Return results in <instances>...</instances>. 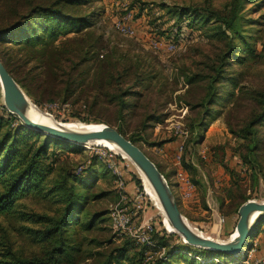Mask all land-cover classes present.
<instances>
[{"label":"rangeland","instance_id":"rangeland-1","mask_svg":"<svg viewBox=\"0 0 264 264\" xmlns=\"http://www.w3.org/2000/svg\"><path fill=\"white\" fill-rule=\"evenodd\" d=\"M228 1L91 0L77 10L85 14L91 8H98L100 15L92 26L79 33L62 34L54 41V45L61 49L56 56L62 64L67 63L66 51L71 50L74 55L86 50L95 53L80 67L83 70L81 88L73 92L61 90L66 86L60 83L59 76L53 78V82H47L44 89H36L33 98L27 95L38 115L56 124H106L105 121L113 119L112 108L104 103L90 106L96 93L93 83L98 68L109 70L112 65L134 67L138 63L140 71L148 76L144 84L151 87L148 90L137 87L140 92L133 98L124 125L127 135L135 133L142 137L138 144L168 176L186 220L204 236L219 240L233 237L240 193L248 195L249 199L264 200V125L260 128L263 145L258 152L260 165L255 169L257 181L247 170V165L239 164L240 147L231 131L240 127L252 106L241 91L264 90V0L245 1L243 39L237 44L241 59L239 62L229 59L231 65L227 67V74L233 79L225 82L220 99L211 106V113L203 118L195 106L203 94V83L198 80L187 83L185 78L199 72L203 61L214 58L223 50V44L209 35L218 15L225 13ZM181 8L188 10L189 15L210 16V20L208 23L197 20L201 29L192 31L186 25L188 20L178 24L172 18L173 11ZM126 13H130L127 22L134 29L119 24L118 18ZM183 30L188 31V38L179 42L178 33ZM152 40L160 41L161 45ZM166 42L172 43L168 50ZM2 49L0 44V51ZM40 74L45 75L42 70ZM65 96L68 100L64 103ZM155 107L159 119L142 125L145 111H152ZM194 118L198 124L195 135L197 132L201 135L192 157L195 167L192 170L182 167L181 156L186 140L192 136L190 122ZM17 125H23L18 117L13 127ZM77 146L74 149L73 146L62 148L52 144L42 160L44 166L52 169L44 181L46 189L41 195L32 192L18 200L22 203L18 206L20 209L51 215L58 204L52 195H44L61 174L74 173L89 181L85 188L79 184L86 201L78 213L77 223L69 228L76 247L73 264H90L97 253L123 247L127 249L122 263L134 264V257L138 258L142 245L154 248L146 253L145 260L165 256L168 247L159 244L154 238L155 233L167 238L169 247L187 245L176 232L164 227V212L146 193L138 170L128 157L95 143ZM179 171L184 180L180 179ZM90 221L91 226L86 228L85 223ZM21 225L19 218L12 214L0 215V240L12 245L22 255L41 254L42 246L33 240L32 235L25 233ZM254 243L257 244V240ZM191 247L195 254L179 250L173 263L195 264L187 257L201 263L209 260L199 256L201 248ZM253 249L233 262L215 258L214 263L252 264L264 258L263 241Z\"/></svg>","mask_w":264,"mask_h":264},{"label":"trees","instance_id":"trees-1","mask_svg":"<svg viewBox=\"0 0 264 264\" xmlns=\"http://www.w3.org/2000/svg\"><path fill=\"white\" fill-rule=\"evenodd\" d=\"M245 1H228L225 13L218 15L216 23L210 28L209 35L216 37L217 41L223 44V50L216 53L214 58L208 57L203 61V67L199 72L185 77L187 83L195 80L203 83V94L195 104L199 108L201 118L211 113V106L220 99L225 82L233 79L227 74L230 62L232 60L239 62L238 60L241 59L237 44L243 39L241 28ZM88 2L91 3V0H0V44L3 45L0 59L29 97L33 98L36 89H44L47 82H53V78L59 76H61L60 83L66 86L61 87V90L68 89L73 92L81 88L83 70L80 67L95 53L86 50L74 55L69 50L65 52L67 63L62 64V60L60 61L56 56L61 49L54 45V41L62 34L79 33L92 26L96 17L100 15L98 8H91L90 12L85 14L77 10L79 6ZM187 11L185 8L175 10L172 18L178 24L188 20L186 25L192 31L201 29L197 20H201L202 23H208L210 20V16L198 13L189 15ZM99 64L102 62L99 61ZM100 68L94 79L93 89L96 93L90 106L104 103L107 107H111L113 119L105 123L116 127L120 133L141 148L137 141L142 140V137L135 133L127 135L124 125L133 106V98L140 92L137 87L146 90L151 87L144 84L148 76L140 71L138 63L134 67L124 65L118 68L112 65L109 70ZM41 70L45 75L40 74ZM241 95L249 98L252 106L240 127L231 131L234 132L240 147L239 164L247 165V170L257 181L255 169L260 165L258 152L263 145L260 128L264 125V90L251 93L242 90ZM67 100L68 96H65L62 101L65 103ZM153 110L145 111L142 125L146 126L147 122L159 119L158 114L155 113L156 107ZM16 120L15 115L3 106L0 107V215L12 214L19 218L22 223L21 229L32 235L33 240L42 246V252L39 255L25 256L9 243L0 240V264H73L75 255L73 250H76V247L69 228L77 223L78 213L86 201V196L79 190L81 187L79 184L85 188L89 181L74 173L61 174L60 179L55 180L44 195H52L53 201L58 204L51 215L46 212H28L20 209L18 206H22V203L18 200L32 192L41 195L42 190L46 189L44 181L52 169L44 166L42 160L47 156L52 144H58L62 148L73 146L74 149L78 146L42 135L23 125L13 127ZM195 122H197L195 118L190 122L192 136L186 140L182 150L181 164L184 169L195 170L192 157L196 154L197 140L201 135L198 132L195 135L198 128ZM155 165L164 175L173 192L168 176L157 164ZM249 198L248 195L240 193L236 202V212ZM177 204L182 213L178 201ZM97 215L99 213L94 216ZM85 226L89 228L91 221L85 223ZM154 238L161 246L168 247L166 255L145 260L146 253L154 248L142 245L137 253L139 256L136 255L138 258L134 257L136 262L134 264H174L173 258L178 255L179 250H185L190 254L195 251L188 244L169 247L168 239L159 237L158 233L154 234ZM254 240H257V244ZM262 241L264 242V216L250 236L248 243L250 249L247 252L254 250V246ZM126 249L123 247L121 250L113 249L109 252L97 253L90 264H123L122 259L125 258ZM200 251V255L197 253L196 255L209 260L201 263L193 257H187L190 263L222 264L214 263L215 258H224L233 262L243 256H231L202 248Z\"/></svg>","mask_w":264,"mask_h":264},{"label":"water","instance_id":"water-1","mask_svg":"<svg viewBox=\"0 0 264 264\" xmlns=\"http://www.w3.org/2000/svg\"><path fill=\"white\" fill-rule=\"evenodd\" d=\"M0 84L3 107L17 116L24 126L41 134L79 146L96 141H109L118 144L146 177L163 208L166 219L172 229H174L172 232H176L186 244L231 256H242L247 253L250 236L260 219L264 216V200L248 199L239 206L238 219L232 234L233 237L228 240H219L197 234L188 227L187 220L181 213L169 184L155 163L136 143L120 133L116 127L102 123H86L97 128L69 130L35 123L25 114L28 96L14 80L1 59ZM254 213L259 214L255 219L252 217Z\"/></svg>","mask_w":264,"mask_h":264},{"label":"bare ground","instance_id":"bare-ground-1","mask_svg":"<svg viewBox=\"0 0 264 264\" xmlns=\"http://www.w3.org/2000/svg\"><path fill=\"white\" fill-rule=\"evenodd\" d=\"M32 106L33 105L27 100V105L25 107V114H26V116L28 118H30L32 121H34L37 124L45 125V126H49V127H54V128L61 127V128H64V129H69V130H86V129H91V128H97L94 125H85V124H82V123H79V122H74V123H71V124H63V125L56 124V123H54V122H52L50 120L45 119L44 116L42 117V115L41 116L38 115L39 113ZM90 143H95V144L102 145V146H104V147H106V148H108L110 150H113L115 152H118L119 154H121L124 157H128L132 161V159L129 157V155L118 144H116L114 142H109V141H96V142L86 143L85 145L90 144ZM132 163L135 165V163L133 161H132ZM135 167L137 168L138 173L140 175V178H141V180H142V182L144 184L146 193L149 194L150 197H152L154 199L156 205L163 211V208L160 205V203L158 201V198L156 197V195H155L152 187L148 183L146 177L141 172V170L139 169V167H137L136 165H135ZM258 215L259 214L254 213L252 215V217L255 219V217L258 216ZM187 224H188V227L192 231H194L197 234L203 235L199 231H197V229H195L188 221H187ZM163 225H164V227L168 231H173L174 230L170 226V224H169L168 220L166 219L165 215H164Z\"/></svg>","mask_w":264,"mask_h":264},{"label":"built area","instance_id":"built-area-1","mask_svg":"<svg viewBox=\"0 0 264 264\" xmlns=\"http://www.w3.org/2000/svg\"><path fill=\"white\" fill-rule=\"evenodd\" d=\"M130 19V13H126L125 15H123L121 18H118V20H119V24H121L122 25V27H124V28H131V29H134V27L133 26H131L127 21ZM188 31H180L179 33H178V35H179V42H181V40L183 39V38H188ZM151 42H155V44L156 45H158V46H160L161 45V43H160V41H158V40H152ZM178 43V42H177ZM171 44L172 43H169V42H166L165 43V45H167V50L169 49V47L171 46ZM108 157H111V155H109ZM180 172V179L181 180H184V176L182 175V172L181 171H179ZM145 238V237H144ZM252 264H264V258H262V259H260V260H257V261H255L254 263H252Z\"/></svg>","mask_w":264,"mask_h":264}]
</instances>
